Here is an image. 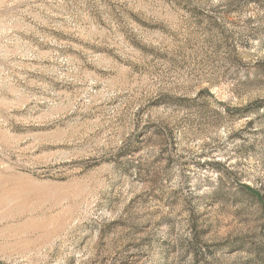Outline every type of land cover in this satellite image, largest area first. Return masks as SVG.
Instances as JSON below:
<instances>
[{
  "label": "rangeland",
  "instance_id": "rangeland-1",
  "mask_svg": "<svg viewBox=\"0 0 264 264\" xmlns=\"http://www.w3.org/2000/svg\"><path fill=\"white\" fill-rule=\"evenodd\" d=\"M0 264H264V0H0Z\"/></svg>",
  "mask_w": 264,
  "mask_h": 264
}]
</instances>
